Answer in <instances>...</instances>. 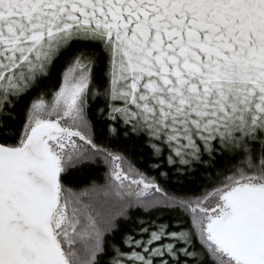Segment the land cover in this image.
<instances>
[{"label":"snow or ice","instance_id":"6c2138e0","mask_svg":"<svg viewBox=\"0 0 264 264\" xmlns=\"http://www.w3.org/2000/svg\"><path fill=\"white\" fill-rule=\"evenodd\" d=\"M0 264H264V0H0Z\"/></svg>","mask_w":264,"mask_h":264}]
</instances>
